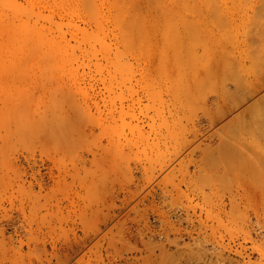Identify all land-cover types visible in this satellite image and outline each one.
<instances>
[{
	"label": "rangeland",
	"instance_id": "374dc122",
	"mask_svg": "<svg viewBox=\"0 0 264 264\" xmlns=\"http://www.w3.org/2000/svg\"><path fill=\"white\" fill-rule=\"evenodd\" d=\"M9 1L0 264H264V0Z\"/></svg>",
	"mask_w": 264,
	"mask_h": 264
},
{
	"label": "bare ground",
	"instance_id": "6f19581e",
	"mask_svg": "<svg viewBox=\"0 0 264 264\" xmlns=\"http://www.w3.org/2000/svg\"><path fill=\"white\" fill-rule=\"evenodd\" d=\"M0 1H2V0H0ZM4 1H5V2L8 1V2H6V3L4 4ZM12 1H13V0H12ZM47 1H49V0H47ZM66 1H67V0H66ZM74 1H75V3L77 2V0H74ZM83 1H84V0H83ZM83 1L81 2V6H82V4H85V3H83ZM106 1H107V0H106ZM117 1L119 2V0H117ZM130 1H131V0H130ZM136 1H137V0H136ZM139 1H140V0H139ZM33 2H35V0H34ZM36 2H37V1H36ZM38 2H39V1H38ZM42 2H43V1H42ZM44 2H45V1H44ZM52 2H53V0H52ZM64 2H65V1H64ZM94 2H95V1H94ZM101 2H104V0H101ZM118 2H115V3H118ZM131 2H135V1L132 0ZM1 3H2V4H1ZM7 3H8V4H7ZM10 3L12 4L13 2H11V1H9V0H3L2 2H0V9H2V10H3V8L7 9V7H8L9 9H7V11L10 10L11 12L16 13L17 16H18L19 14H20L19 16H24V15H25L26 17H27V15H29V16H30V14L32 15V12H33V11H31V13H30V12H29L30 10L28 11L27 8H25V7H24V8L20 7V6H22V5H20V6L17 5V6H16V5H15L16 3H13V4H12V5L14 6L13 8H12V5H11V6H7V5H9ZM40 3H41V2H40ZM56 3H58V2H56ZM56 3H55V5H56ZM67 3H68V2H67ZM78 3H79V2H78ZM90 3H92V1H91ZM98 3L101 4V3H100V0H99ZM122 3H124V2H122ZM36 4H37V3H36ZM43 4H44V3H43ZM48 4H49V3H48ZM65 4H66V3H65ZM88 4H89V2H88ZM88 4H86V5L88 6ZM103 4H104V3H103ZM124 4H125V3H124ZM3 5H4V6H3ZM33 5H34V3H33ZM58 5H59V4H58ZM67 5H68V4H67ZM77 5H78V4H76V7H77ZM86 5H85V6H84V5L82 6V7H83V8H82L83 10L85 9V7H87ZM95 5H96V4H95ZM97 5H98V4H97ZM97 5H96L95 8H97ZM126 5H127V4H126ZM15 6H16L17 8H16ZM41 6H42V4H41ZM47 6H49V5H47ZM60 6H61V5H60ZM60 6H59V8H60ZM90 6H92V7H89V10L91 9L92 12H93V10H94V9H93V8H94L93 4H92V5L90 4ZM102 6H103V5H101V7H100V8H101V11H102V9H103V7H104V6H103V7H102ZM114 6L117 7V8H119V7H121V4H119V6H118V5H113V7H114ZM123 6H124V5H122L121 8H123ZM1 7H2V8H1ZM33 7H34V6H33ZM44 7H45V6H44ZM55 7H57V6H55ZM105 7H106V6H105ZM109 7H110V6H109ZM111 7H112V6H111ZM115 7H114V8H115ZM49 8H50V6H49ZM69 8H70V5H69ZM114 8H113L112 10H115ZM117 8H116V9H117ZM13 9H15L16 11H14ZM23 9H24V10H23ZM25 9H27V10H25ZM29 9H30V8H29ZM72 9H73V7L71 8V10H72ZM78 9H79V8H78ZM80 9H81V8H80ZM105 9H106V8H105ZM124 9H125V7H124ZM124 9H123V10H124ZM20 10H21L22 12H24V13H20V12H21ZM47 10H48V9H47ZM51 10H52V9H51ZM60 10H62V9H60ZM73 10H74V9H73ZM75 10H76V9H75ZM89 10L87 9V11H89ZM119 10H120V9H119ZM119 10H118V11H119ZM128 10H129V8H128ZM7 11H6V12H7ZM17 11H19V12H17ZM62 11H63V10H62ZM64 11H65V10H64ZM95 11H96V10H95ZM107 11H108V10L106 9V13H107ZM110 11H111V10H110ZM1 12H2V14H3V16H4L3 18H5V16H7V13H8V12H7L5 15H4V13H3V12H5L4 10L1 11ZM11 12H10V13H11ZM27 12H28V13H27ZM67 12H68V11H67ZM72 12H73V11L68 12V13H71V14H72ZM85 12H86V11H85ZM92 12H91V13H92ZM97 12H99L98 9H97ZM114 12H115V11H114ZM123 12H125V11H123ZM123 12H122V13H123ZM18 13H19V14H18ZM33 13H34V12H33ZM68 13H67V15H68ZM99 13H100V12H99ZM109 13H110V12H109ZM116 13H117V11H116ZM116 13H115V15H116ZM120 13H121V11H120ZM2 14H0V15H2ZM26 14H27V15H26ZM64 14H65V13H64ZM71 14H70V15H71ZM86 14H87V12H86ZM97 14H98V13H97ZM103 14H104V13H103ZM125 14L127 15V12L123 13L122 16L124 15V16L126 17ZM36 15H38V16L40 17L41 14L38 13V14H36ZM36 15L33 14V16H36ZM88 15H89V14H88ZM92 15H94V14L92 13ZM113 15H114V14H113ZM115 15H114V16H115ZM120 15H121V14H118V13H117L116 16L118 17V16H120ZM38 16H36L35 18H36V19L38 20V22H39ZM73 16H75V15H73ZM77 16L79 17V14H78V13H77ZM82 16H83V15H82ZM85 16H86V15H85ZM89 16H91V15H89ZM102 16H103V15H102ZM102 16H101V17H102ZM110 16H111V15H110ZM10 17H11V20H13L11 15H10ZM10 17H9V19H10ZM41 17H42V19H43V17H44L45 21L47 20V22H48V19H47L46 16H41ZM45 17H46V18H45ZM94 17H95V18H94ZM94 17H93L94 19H92V20H95V21H93V22L96 23V24H94V25H97L98 22L100 21V19L97 18V20H96V17H100V14H99V16H94ZM1 18H2V17H1ZM28 18H29V17H28ZM28 18H27V20H29ZM31 18H32V16H31ZM48 18H49V21H50V22H48V24H49V23H50V24H54V23H55V22L52 21L51 17L48 16ZM70 18L72 19V16H70ZM88 18H89V17H88ZM102 18H103V17H102ZM110 18H111V17H110ZM115 18H116V17H115ZM120 18H121V17H120ZM7 19H8V18H7ZM36 19H35V20H36ZM89 19H91V18H89ZM103 19H104V18H103ZM103 19H102V20H103ZM106 19H107V18H106ZM108 19H109V18H108ZM125 19H126V18H125ZM5 20H6V19H5ZM5 20H3V21H5ZM15 20H16V19H15ZM92 20H89V21H91L90 23H92ZM104 20H105V19H104ZM104 20H103V21H104ZM114 20H115V19H114ZM116 20H118V19L116 18ZM116 20H115V21H116ZM122 20H123V19H122ZM3 21H1V22H3ZM42 21H43V20H42ZM51 21H52V23H51ZM106 21H107V20H106ZM106 21H105V23H106ZM109 21H110V20H109ZM124 21H125V20H124ZM124 21H123V23H124ZM5 22H8V21H5ZM34 22H37V21H34ZM69 22H70V21H69ZM69 22H68V23H69ZM83 22H84V21H83ZM119 22H120V21H119ZM3 23H4V22H3ZM3 23H0V36H1V35H5L6 37H5V40H4V41H3V38H2L1 41H3V42L0 44V47H2V48H4V49H5V48L8 49V48L13 47L14 45H16V46H17V45H20L22 48H30V47L32 48V47H35L36 45H42L43 47H47V48L49 47V48L52 49L54 43H53V42H50V41H46V39L44 38V34H43L42 32L37 31V30H36L35 28H33V26H31L28 22H26V21H25V22H21V24H19V25H16V24H15L14 26H13V25H10V26L8 25V26H6V25H4ZM66 23H67V22H66ZM66 23H65V24H66ZM74 23H75V21H74ZM88 23H89V22H88ZM100 23H103V22L100 21V22H99V25H100ZM121 23H122V22H121ZM123 23H122V24H123ZM55 24H56V23H55ZM55 24H54L53 26H55V27L57 28V26H58L59 24H58V25H55ZM109 24H110V23H109ZM124 24H125V23H124ZM124 24H123V26H124ZM35 25H37V24H35ZM66 25H67V24H66ZM69 25H70V23H69ZM69 25H67L68 28L71 27V26L69 27ZM71 25H73V27H75L74 24H71ZM94 25H93V26H94ZM99 25H98V26H99ZM103 25H104V24H101V26H99V27H102V28H103V27H104ZM106 25H107V24H106ZM111 25H112V24H111ZM116 25L119 26L118 24H116ZM59 26L62 27V23H60ZM123 26H121V27L123 28ZM40 27L42 28V30L44 29L43 26L40 25ZM50 27H51V26H50ZM76 27H77V25H76ZM76 27H75V28H76ZM99 27H98V29H99ZM108 27H109V26H108ZM56 28H55V29H56ZM59 28H60V27H58V30H57L58 32H59V30H60ZM66 28H67V27H66ZM77 28H78L77 30H78L79 32H81V29L79 28V26H78ZM122 28H120L119 30H121ZM79 29H80V30H79ZM84 29H85V28H84ZM100 29H101V28H100ZM44 30H45V29H44ZM66 30H67V29H66ZM77 30H76V31H77ZM104 30H105V27H104ZM46 31H48V29H47ZM72 31H73V29H72ZM74 31H75V30H74ZM78 31H77V32H78ZM82 31H83V30H82ZM84 31H87V29L84 30ZM84 31H83V32H84ZM108 31H109V30H108ZM108 31H107V33H108ZM110 31H111V30H110ZM122 31H123V29H122ZM43 32H44V31H43ZM48 32H50V31H48ZM60 32L63 33V30H60ZM70 32H71V31H70ZM79 32H78V33H79ZM91 32H92V34H90V32H87V33H89L88 35H86L85 32H84V34L86 35V37L88 36L89 39H90V37H92L93 35H95V34H93V31H91ZM95 32H96L97 37H98V35L101 33V32H98V30L95 31ZM97 32H98L99 34H98ZM102 32L105 33V34L102 35L101 37L99 36V40H100L103 36L106 37V35H107L106 31H105V32L102 31ZM45 33H46V32H45ZM71 33H73V32H71ZM78 33H77V34H78ZM47 34L49 35V33H47ZM47 34H46V36H47ZM54 34H56V33H54ZM81 34H82V32H81ZM57 35H58V33H57ZM89 35H90V36H89ZM50 36H52V33L50 34ZM54 36H55V35H54ZM72 36H73V35H72ZM82 36H83V34H82ZM83 37L85 38V36H83ZM88 37L86 38L87 40H89ZM105 37H103V39H104ZM84 38H82V39H84ZM94 38H95V40H96V36H94ZM54 39H55V38H54ZM86 39L83 40V41L88 42ZM106 39H107V38H106ZM59 40H60V39H59ZM62 40H64V39H62ZM62 40H61V41H62ZM70 40H71V39H70ZM90 40H91L92 42L89 41V43L91 42V43L94 44L93 39H90ZM95 40H94V41H95ZM99 40H98V39L96 40L98 45H99V43H98ZM57 41H58V40H57ZM75 41H77V40H75ZM75 41H74V42H75ZM83 41H81V42L84 43ZM96 41H95V42H96ZM101 41H102V39H101L99 42H101ZM103 41L105 42V40H103ZM103 41H102L103 45L105 44L104 46H106V47L108 48V44H106V42L104 43ZM65 42H66V40H65ZM67 42H68V41H67ZM89 43H88V45H90ZM102 43H101V44H102ZM58 44H59V43H58ZM65 44H67V43H65ZM69 45H70V44H69ZM94 45H95V44H94ZM94 45H93V46L91 45V46L94 47ZM59 46H60V45H59ZM66 46H67V45H66ZM91 46H90V47H91ZM96 46H97V45H96ZM70 47H71V45H70ZM74 47H75V46H74ZM76 47H77V46H76ZM2 48H1V49H2ZM40 48H41V47H39V48H37V49L39 50ZM57 48H58V47H57ZM99 48H100V46H99ZM33 49H34V48H33ZM72 49H73V45H72L71 50H72ZM94 49H95V47H94ZM63 50H64V49H63ZM51 51H52V50H51ZM74 51H75V50H74ZM97 51H98V50H97ZM6 52H7V51H6ZM65 52H66V51H65ZM70 52H72V51H70ZM46 53H47V52H46ZM49 53H50V52H49ZM66 53H67V52H66ZM106 53H107V51H106ZM52 54L55 55L54 52H51V54H46V55H51V56L53 57ZM100 54H101V53H100ZM67 55H68V54H67ZM75 55H76V54H75V52H74V57H75ZM108 55H109V53H108ZM24 56H25V55H24ZM70 56H71V55H70ZM47 57H49V56H47ZM76 57H77V56H76ZM42 58H44V57H42ZM49 58H50V57H49ZM69 58H70V57H69ZM92 58H93V57H92ZM92 58H91V59H92ZM96 58H97V57H96ZM53 60H54V59H53ZM76 61H77V60H75V61H73V62H76ZM53 62H54V61H52V64H54ZM55 62H57V61L55 60ZM52 64H51V65H52ZM58 64H59V63H58ZM55 65H56V64H55ZM261 88H263V87L261 86ZM257 89H258V88H257ZM251 91H252V90H251ZM258 93H260V92H258ZM258 93H257V94H258ZM255 95H256L255 92H254V93H250V92H249V95L247 94L246 97L244 96L245 98H243V99H244L243 101L240 100L241 102H240L239 104H235V106H233L232 108H230V109L228 110L227 113H228V114L233 113L236 109L242 107L241 105H244V104L250 102V101L254 98ZM246 109H247V108H246Z\"/></svg>",
	"mask_w": 264,
	"mask_h": 264
}]
</instances>
